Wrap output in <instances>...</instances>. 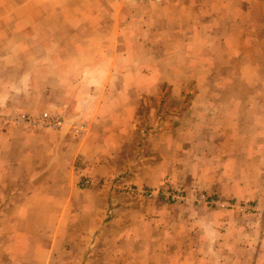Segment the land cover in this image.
<instances>
[{
    "label": "crops",
    "instance_id": "0c3cea01",
    "mask_svg": "<svg viewBox=\"0 0 264 264\" xmlns=\"http://www.w3.org/2000/svg\"><path fill=\"white\" fill-rule=\"evenodd\" d=\"M144 96L160 106L149 122ZM44 105L66 126L2 122ZM120 165L136 187L198 188L258 213L120 201ZM95 252L101 264H264V0H0V264Z\"/></svg>",
    "mask_w": 264,
    "mask_h": 264
},
{
    "label": "rangeland",
    "instance_id": "374dc122",
    "mask_svg": "<svg viewBox=\"0 0 264 264\" xmlns=\"http://www.w3.org/2000/svg\"><path fill=\"white\" fill-rule=\"evenodd\" d=\"M156 54L160 56L163 54V52L159 51V52H156ZM157 101L158 100L149 99V97H146V96L143 97L142 105L139 110L141 112H146V117L144 118L148 119V122L150 121L149 114H148L150 112L149 109L151 107L153 109L160 108V106L157 105ZM42 103H44V100H42ZM167 106L171 109L175 108L177 106L176 100L168 98ZM48 109L49 107L47 105H44L40 109H38L37 112L42 113V112L47 111ZM17 112H20V111H17ZM21 113L29 114L28 112L26 113L23 111H21ZM159 113L160 114L162 113V109L159 111ZM29 115H38V114H29ZM141 115L143 116L144 114H141ZM3 116H1V119ZM142 116H141L142 118L141 120L144 119ZM10 125H13V124H10ZM16 126H21V125H16ZM21 127H26V126H21ZM26 128H29V127H26ZM87 133H88V130L85 136L87 135ZM145 133H148V132L145 130H139L137 134V139H136L137 143L134 147H132L130 151L132 154V158H135V154L137 153L140 154L139 152L142 151V147L145 146ZM141 162L138 167L136 166V168H141V172H143L144 167H145V163H144L145 160H142ZM128 172L129 170H125L120 165V169L114 175L115 177L113 176L110 179L113 184L117 185L118 198L120 199V201H127V202H133V203L143 202L144 204L154 203V204H159L163 206L169 205L170 207L181 206V205H191L197 209L204 208V209H209V210H218V211H223V212H235L238 214H246V215L247 214L253 215V214L258 213L257 206L254 203L240 202L236 199L234 200L223 199L216 194H208L206 192L199 190L198 188L176 187V186L171 185L170 183H165L161 185L160 187H156V188L147 187V186L139 188V187H136L133 183H131V179L129 178ZM93 179L94 178L92 177L82 179V182H80L81 188L86 189L90 187L92 185ZM86 180L91 181V185L88 187H85ZM162 192H181L184 194L185 199L184 201H173V200L168 199L166 195L161 194ZM151 193H155L156 195L154 197H151L150 196ZM201 197H205L207 199L210 198L212 200H215L216 204H208L204 202L203 200H200ZM64 248H66V246H64ZM95 255H96V252L94 254L90 253L89 258L86 257L84 260L78 259V260H73V261H76V264H85L87 262H89L90 264H101L103 262V258L93 259ZM69 261L71 260L65 258L64 256H60L58 258L59 263H66ZM29 262H32V263L34 262V264H37L39 262H41L42 264H47V259L45 258L27 259L26 263L28 264Z\"/></svg>",
    "mask_w": 264,
    "mask_h": 264
},
{
    "label": "built area",
    "instance_id": "2783aa9c",
    "mask_svg": "<svg viewBox=\"0 0 264 264\" xmlns=\"http://www.w3.org/2000/svg\"><path fill=\"white\" fill-rule=\"evenodd\" d=\"M119 2H134L139 5H163L169 2H178L179 0H118ZM2 121L6 124L26 126L35 130H59L66 126L67 116L64 111L55 109L47 110L38 115H29L21 112L13 111L10 114H6L2 117ZM72 131L83 138L87 132L85 124H75L72 126ZM91 185L90 180L85 181V187ZM168 199L173 201H184V194L181 192H162ZM156 194L151 193L150 196L154 197ZM200 200L208 204H216L215 200L201 197ZM200 203V201H199Z\"/></svg>",
    "mask_w": 264,
    "mask_h": 264
}]
</instances>
